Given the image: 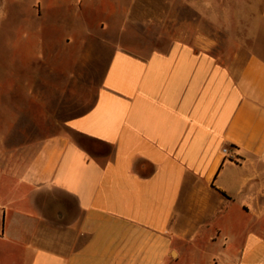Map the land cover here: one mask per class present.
I'll return each mask as SVG.
<instances>
[{
  "label": "crops",
  "instance_id": "1",
  "mask_svg": "<svg viewBox=\"0 0 264 264\" xmlns=\"http://www.w3.org/2000/svg\"><path fill=\"white\" fill-rule=\"evenodd\" d=\"M111 1L98 28L125 31L114 17L134 0ZM173 1L239 50L218 57L199 34L107 41L64 132L13 167L0 151V264H177L184 244L205 264H264V0H159V15Z\"/></svg>",
  "mask_w": 264,
  "mask_h": 264
},
{
  "label": "rangeland",
  "instance_id": "2",
  "mask_svg": "<svg viewBox=\"0 0 264 264\" xmlns=\"http://www.w3.org/2000/svg\"><path fill=\"white\" fill-rule=\"evenodd\" d=\"M111 2L0 0V136H6L0 151H5L9 166L29 156L44 139L64 132V120L91 104L112 50L107 41L189 40L199 34L218 41L213 50L218 57L239 50L237 42L229 46L223 32L213 31L206 17H198L199 31L191 30L194 16L174 1L161 16L159 0H150L152 15L145 14L148 0H134V16L128 21L114 17L120 26L127 23L125 31L100 32L98 25L105 24ZM40 3L49 5L47 15L41 14ZM207 242L206 236L196 241L199 248ZM191 252L184 244L177 264L206 263V254Z\"/></svg>",
  "mask_w": 264,
  "mask_h": 264
},
{
  "label": "built area",
  "instance_id": "3",
  "mask_svg": "<svg viewBox=\"0 0 264 264\" xmlns=\"http://www.w3.org/2000/svg\"><path fill=\"white\" fill-rule=\"evenodd\" d=\"M222 151H223L224 154L228 155V150H227V148H223Z\"/></svg>",
  "mask_w": 264,
  "mask_h": 264
}]
</instances>
